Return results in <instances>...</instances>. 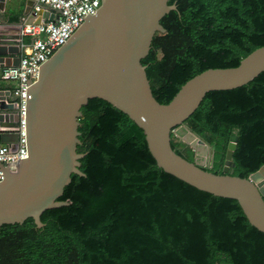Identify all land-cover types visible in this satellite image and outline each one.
<instances>
[{"label":"trees","instance_id":"trees-1","mask_svg":"<svg viewBox=\"0 0 264 264\" xmlns=\"http://www.w3.org/2000/svg\"><path fill=\"white\" fill-rule=\"evenodd\" d=\"M172 3L177 10L161 19L166 32L155 33L141 61L161 104L202 71L236 67L264 46V0ZM81 111L77 151L85 154V176L71 175L60 198L70 204L46 210L43 227L32 218L1 226L0 264H264V234L235 200L158 168L143 132L107 102L91 99ZM184 125L205 147L171 133L178 155L221 174L235 135L228 174L257 171L264 165V71L241 87L207 93Z\"/></svg>","mask_w":264,"mask_h":264},{"label":"water","instance_id":"water-1","mask_svg":"<svg viewBox=\"0 0 264 264\" xmlns=\"http://www.w3.org/2000/svg\"><path fill=\"white\" fill-rule=\"evenodd\" d=\"M170 0H101L96 14L88 16L72 37L43 63L28 89L25 105L27 156L15 169L1 166L0 228L32 218L44 224L46 210L70 204L60 200L80 171L84 153L77 151L82 107L89 100H103L125 114L143 132L156 166L178 180L215 197L235 200L249 224L264 234V165L248 177L228 174L233 166L236 136L227 146L221 174L206 171L178 155L171 147V133L202 152L205 145L184 122L207 93L231 90L253 81L264 71V46L243 58L236 67L210 68L186 81L167 104L153 96L142 64L156 32L165 33L161 19L177 10ZM0 0V68L17 66L20 60L19 24L6 26ZM15 4L16 0H8ZM27 8L24 14L27 15ZM54 13L41 11V18ZM8 36L11 43L3 40ZM10 91L0 90V144L15 147L19 121L15 103H7ZM12 127V128H7ZM197 139V143H194Z\"/></svg>","mask_w":264,"mask_h":264},{"label":"built area","instance_id":"built-area-1","mask_svg":"<svg viewBox=\"0 0 264 264\" xmlns=\"http://www.w3.org/2000/svg\"><path fill=\"white\" fill-rule=\"evenodd\" d=\"M32 1L31 11L18 25L21 37L19 63L17 66L0 68V82L8 83L3 90L10 91L6 102L15 103L19 115L18 124L13 127L18 132L15 147L0 144V181L4 179L2 165L14 170L17 162L27 156L25 105L28 89L37 80L41 65L72 37L88 16L96 14L101 5V0ZM41 11L52 12L54 16L52 19L41 18L36 23ZM25 37L29 38L27 42L24 41ZM5 41L12 42L13 39L7 38Z\"/></svg>","mask_w":264,"mask_h":264},{"label":"crops","instance_id":"crops-1","mask_svg":"<svg viewBox=\"0 0 264 264\" xmlns=\"http://www.w3.org/2000/svg\"><path fill=\"white\" fill-rule=\"evenodd\" d=\"M33 7V1L32 0H16L15 4H11L6 0L4 11H3V22L6 24V26H14L21 22L22 18H26L27 15L24 14V11L29 8L30 11ZM30 17V16H29ZM31 21L32 18H29ZM10 38L8 36L3 37V40ZM28 38H24V41H26ZM28 41V40H27ZM26 41V42H27ZM11 43V42H9ZM8 83H1L2 87H6Z\"/></svg>","mask_w":264,"mask_h":264},{"label":"rangeland","instance_id":"rangeland-1","mask_svg":"<svg viewBox=\"0 0 264 264\" xmlns=\"http://www.w3.org/2000/svg\"><path fill=\"white\" fill-rule=\"evenodd\" d=\"M194 143H197V139H194Z\"/></svg>","mask_w":264,"mask_h":264}]
</instances>
